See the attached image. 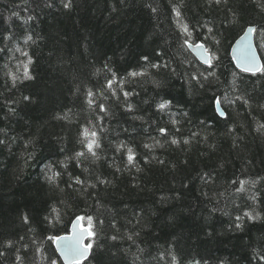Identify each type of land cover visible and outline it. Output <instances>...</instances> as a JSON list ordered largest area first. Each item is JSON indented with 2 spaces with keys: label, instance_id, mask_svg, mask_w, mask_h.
<instances>
[{
  "label": "trees",
  "instance_id": "obj_1",
  "mask_svg": "<svg viewBox=\"0 0 264 264\" xmlns=\"http://www.w3.org/2000/svg\"><path fill=\"white\" fill-rule=\"evenodd\" d=\"M247 26L264 65V0H0V264H65L50 237L76 217L80 264H264Z\"/></svg>",
  "mask_w": 264,
  "mask_h": 264
},
{
  "label": "snow or ice",
  "instance_id": "obj_2",
  "mask_svg": "<svg viewBox=\"0 0 264 264\" xmlns=\"http://www.w3.org/2000/svg\"><path fill=\"white\" fill-rule=\"evenodd\" d=\"M67 6V5H66ZM254 29L249 28L245 37L241 38V42H243L248 35H250ZM191 47V45H190ZM195 47L203 48V45H197ZM207 50L205 49V52ZM239 54L236 55L234 58L237 61V66L241 68L242 71H251L255 73L256 71H264V65H260L257 61L255 53L251 51V45L247 44L243 46L241 49L238 50ZM201 59L207 64H211V58L202 55ZM135 75V73H133ZM111 86V85H110ZM91 94V93H90ZM217 107L220 105V101H216ZM161 108L164 105L160 106ZM221 115L223 112L221 111ZM161 131H164L161 129ZM87 130H85V135H87ZM95 136V133H92ZM175 142V141H174ZM94 142H90L88 144L89 151L92 150ZM98 146V145H97ZM129 152L131 150L129 149ZM132 159V156L129 155V160ZM87 219L88 226L87 227H80V221ZM92 226V218L91 217H77L76 222L73 224L72 234L67 236H57V237H50L53 241L57 242V249L61 253V256L64 258L66 264H80V261L85 259L88 256L89 250L92 248L91 243L85 244L84 241L86 238H90L94 233L90 231ZM55 264V262H53Z\"/></svg>",
  "mask_w": 264,
  "mask_h": 264
},
{
  "label": "water",
  "instance_id": "obj_3",
  "mask_svg": "<svg viewBox=\"0 0 264 264\" xmlns=\"http://www.w3.org/2000/svg\"><path fill=\"white\" fill-rule=\"evenodd\" d=\"M249 28L254 29V26H247L245 28V30L242 32V34L233 42V44L231 45L230 50H229V54H230V57H231V59H232V61L234 63V66L237 69H239V70H241V68H239L237 66V61H236V59L234 57L239 54L238 50L241 49L243 46H245L247 44L251 45V51L255 53V56H256L257 61L259 62V64L263 65V61H262V59L260 57V54H259L258 49H257L256 44H255L254 31L250 35H248L247 38L243 42H241V38L245 37V34L247 33ZM190 45H191V47H190ZM197 45H203V48L195 47ZM187 48L198 59V61H200V62H202L204 64H207V63H205L203 61V59H201L202 55L211 58L210 53L208 51L205 52V49L207 50L206 46L203 43H201V42H197V43L188 42L187 43ZM243 72H246V71H243ZM257 72H259V71H256L255 73H257ZM246 73H253V72L248 71ZM217 100L218 99L215 100V111L220 117H224L225 116V111L221 107V105H219V107H217V104H216ZM221 111L223 112V115H221ZM71 234H72V231H71L70 235ZM64 236H67V235H64ZM60 256H61V253H60ZM89 256H90V250H89L88 256L85 259H83L82 261H80V263L86 261L89 258ZM61 258H62L63 262L66 263L62 256H61Z\"/></svg>",
  "mask_w": 264,
  "mask_h": 264
},
{
  "label": "bare ground",
  "instance_id": "obj_4",
  "mask_svg": "<svg viewBox=\"0 0 264 264\" xmlns=\"http://www.w3.org/2000/svg\"><path fill=\"white\" fill-rule=\"evenodd\" d=\"M202 63V62H201ZM204 64V63H203ZM208 65V64H207ZM239 70V69H238ZM241 71V70H240ZM76 219H77V217L75 218V219H73V221H72V223H71V225H70V229H69V232L67 233V234H63V235H59V236H64V235H70V233H71V231H72V228H73V224L76 222ZM79 226L80 227H87L88 225H86V224H84L83 223V221H80V224H79ZM90 231L92 232V230H91V228H90ZM57 237V236H56ZM91 238V237H90ZM90 238H86L85 239V241H84V243L85 244H87V243H89V239ZM54 246H55V248H56V250H57V242L56 241H54ZM57 253H58V255L60 256V253H59V251L57 250ZM90 254H91V249H90ZM61 257V256H60ZM62 259V258H61ZM82 263V262H81ZM66 264V263H65Z\"/></svg>",
  "mask_w": 264,
  "mask_h": 264
},
{
  "label": "rangeland",
  "instance_id": "obj_5",
  "mask_svg": "<svg viewBox=\"0 0 264 264\" xmlns=\"http://www.w3.org/2000/svg\"><path fill=\"white\" fill-rule=\"evenodd\" d=\"M254 38H255V33H254Z\"/></svg>",
  "mask_w": 264,
  "mask_h": 264
}]
</instances>
